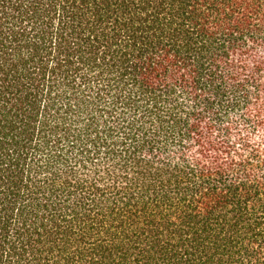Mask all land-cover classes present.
I'll list each match as a JSON object with an SVG mask.
<instances>
[{
  "label": "trees",
  "instance_id": "16d2710c",
  "mask_svg": "<svg viewBox=\"0 0 264 264\" xmlns=\"http://www.w3.org/2000/svg\"><path fill=\"white\" fill-rule=\"evenodd\" d=\"M0 264H264V0H0Z\"/></svg>",
  "mask_w": 264,
  "mask_h": 264
}]
</instances>
